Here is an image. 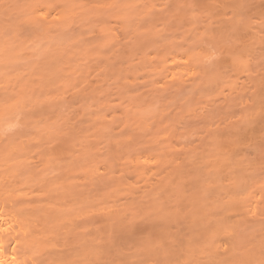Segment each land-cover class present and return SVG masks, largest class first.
Segmentation results:
<instances>
[{"label":"bare ground","instance_id":"bare-ground-1","mask_svg":"<svg viewBox=\"0 0 264 264\" xmlns=\"http://www.w3.org/2000/svg\"><path fill=\"white\" fill-rule=\"evenodd\" d=\"M213 1L0 0L2 264H264V8Z\"/></svg>","mask_w":264,"mask_h":264},{"label":"rangeland","instance_id":"rangeland-1","mask_svg":"<svg viewBox=\"0 0 264 264\" xmlns=\"http://www.w3.org/2000/svg\"><path fill=\"white\" fill-rule=\"evenodd\" d=\"M196 1H197V0H196ZM206 1H208V0H206ZM211 1H212V0H211ZM214 1H215V0H214ZM214 1H213V2H214ZM219 1H220V0H219ZM256 1H257V0H256ZM256 1L253 0V2H252V0H251L250 2H251V3H255ZM261 1H262V2H261ZM200 2H202V0H200ZM198 3H199V1H198ZM216 3H218V0H217ZM216 3H214V4L211 3V4L217 6ZM257 3H258V5H257ZM262 3L264 4V1H263V0H258V1L256 2V7H255V4H253V5H254L253 8H257V7H258L259 5H261ZM263 4L261 5V7H260V6H259V7H260V8H262V7L264 8V5H263ZM259 7H258V8H259Z\"/></svg>","mask_w":264,"mask_h":264},{"label":"snow or ice","instance_id":"snow-or-ice-1","mask_svg":"<svg viewBox=\"0 0 264 264\" xmlns=\"http://www.w3.org/2000/svg\"><path fill=\"white\" fill-rule=\"evenodd\" d=\"M0 264H2V262H0Z\"/></svg>","mask_w":264,"mask_h":264}]
</instances>
